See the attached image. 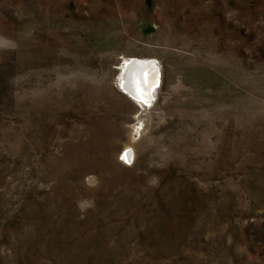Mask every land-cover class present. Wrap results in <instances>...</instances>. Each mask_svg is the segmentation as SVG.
Listing matches in <instances>:
<instances>
[{"label": "rangeland", "instance_id": "rangeland-1", "mask_svg": "<svg viewBox=\"0 0 264 264\" xmlns=\"http://www.w3.org/2000/svg\"><path fill=\"white\" fill-rule=\"evenodd\" d=\"M0 37V264H264V0H0Z\"/></svg>", "mask_w": 264, "mask_h": 264}, {"label": "bare ground", "instance_id": "bare-ground-1", "mask_svg": "<svg viewBox=\"0 0 264 264\" xmlns=\"http://www.w3.org/2000/svg\"><path fill=\"white\" fill-rule=\"evenodd\" d=\"M134 59V57H126L125 59V62H130V60ZM139 61V62H138ZM138 61H135L134 63L138 62L137 64V68L136 70L137 71H134L132 68L129 67V63L127 64V67H125L123 73H122V77L123 79L125 80V83L123 84L124 87H123V91L129 95V97H133L135 96V94H133L131 91H132V88L131 86H138V87H141L144 89V91H147V94L151 96V99H145V100H142L140 99L139 97H136L134 98L135 100L138 101V103L140 104L141 108H138V110L140 111L141 110V120L143 122V116L144 114L147 112V111H150L151 109V106L153 107V101L154 99L157 97L158 93H159V89H160V85H161V71H160V78H159V81L156 80V86L152 85V80L154 79L152 76H154L153 72H152V68L150 67V63L151 62H154L157 67H158V63L155 61V60H149V59H142V60H138ZM146 62V63H144ZM138 65L140 67H142V69L145 71L148 69V71L144 74V80L142 81L140 78H139V73H140V70L138 68ZM161 66V65H160ZM126 70V71H125ZM141 71V72H144V71ZM155 70V69H154ZM139 72V73H138ZM157 72V70H155V73ZM119 75V74H118ZM163 76V75H162ZM158 82V83H157ZM124 93V94H125ZM128 129V128H127ZM128 131V130H127ZM124 133V132H123ZM131 140L130 138L128 137V134H127V137L124 139V141L122 142L121 144V148L119 149V153L123 151V154L128 152L127 150H130L131 149ZM134 150V149H133ZM136 155V154H135ZM131 159V158H130ZM128 159V160H130ZM127 160V161H128ZM135 160V159H134ZM123 163V162H122ZM130 166V165H129Z\"/></svg>", "mask_w": 264, "mask_h": 264}, {"label": "water", "instance_id": "water-1", "mask_svg": "<svg viewBox=\"0 0 264 264\" xmlns=\"http://www.w3.org/2000/svg\"><path fill=\"white\" fill-rule=\"evenodd\" d=\"M135 61H138V60H134V61H131L128 65H129V67L130 68H132L134 71H137L136 70V68H137V64H138V62H136V63H134ZM144 63H146V62H144ZM150 67L152 68V72H153V74H154V76H152L155 80H158L159 81V78H160V71H159V67H157V65L154 63V62H151L150 63ZM138 68H139V70H140V73H139V78L143 81L144 80V74L148 71V69L147 70H143L142 69V67H140L139 65H138ZM157 70V72L155 73V70ZM144 71V72H141V71ZM126 71V70H125ZM149 72V71H148ZM123 81H124V83H125V80L123 79ZM158 83V82H157ZM156 86V85H155ZM138 86L136 85V86H131V88H132V93L133 94H135V89L137 88ZM145 94L146 95H148L147 94V91H145Z\"/></svg>", "mask_w": 264, "mask_h": 264}, {"label": "snow or ice", "instance_id": "snow-or-ice-1", "mask_svg": "<svg viewBox=\"0 0 264 264\" xmlns=\"http://www.w3.org/2000/svg\"><path fill=\"white\" fill-rule=\"evenodd\" d=\"M125 67H127V65H125ZM155 84H156V80L153 79L152 80V85L154 86ZM121 87L123 88L124 85L122 84ZM136 97H139L142 100L151 99L150 94L149 95H146L144 89L141 88V87H137L135 89V96H134V98H136ZM120 158H121V160H124L125 162H127V160L131 158V152L128 151V152L122 154Z\"/></svg>", "mask_w": 264, "mask_h": 264}, {"label": "clouds", "instance_id": "clouds-1", "mask_svg": "<svg viewBox=\"0 0 264 264\" xmlns=\"http://www.w3.org/2000/svg\"><path fill=\"white\" fill-rule=\"evenodd\" d=\"M16 48V43L5 37H0V50H14Z\"/></svg>", "mask_w": 264, "mask_h": 264}]
</instances>
